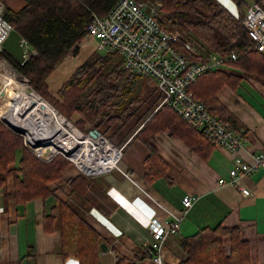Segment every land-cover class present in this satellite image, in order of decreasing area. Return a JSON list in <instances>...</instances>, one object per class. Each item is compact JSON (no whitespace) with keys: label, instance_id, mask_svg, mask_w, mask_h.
Returning <instances> with one entry per match:
<instances>
[{"label":"crops","instance_id":"0c3cea01","mask_svg":"<svg viewBox=\"0 0 264 264\" xmlns=\"http://www.w3.org/2000/svg\"><path fill=\"white\" fill-rule=\"evenodd\" d=\"M0 1L12 10L26 4V0ZM225 1L233 3L235 8L230 9L235 14L242 13L236 2ZM90 40L92 47H85ZM96 49L95 39H83L78 55L66 56L48 77L50 94L57 96L61 85ZM81 54L83 58L73 67L71 59L81 58ZM218 98L238 119L233 132L246 137L244 146L236 151L214 146L204 158L170 126L147 142L144 137L151 133L150 126L143 132L144 137L137 136L160 107L152 105L156 100L153 95L149 97L151 104L139 97L126 114L111 113V119L102 124L101 131H106L105 135L122 150L116 167L86 175L78 165L70 164L62 177L50 185L55 190L54 198L34 199L21 211L11 177L0 193V264H80L76 256L63 254L60 217L51 231L45 227L44 214L53 206L59 207L60 201L68 202L108 245L107 249L100 245V264H117L118 253L135 264H158L153 259L150 222L158 218L166 223L182 214L186 195H193L195 200L182 217L180 228L164 241L160 252L163 264L186 260L182 238L220 222L239 227L242 237L250 243L252 262L264 264V168L240 176V184L250 190L248 195L242 194L238 185L218 184L219 178L229 176L237 157L251 160L253 153L264 151V79L243 74L236 89L226 84ZM74 117L80 119V115ZM84 126L90 127L88 123ZM152 154L165 161L166 175L156 176L150 169Z\"/></svg>","mask_w":264,"mask_h":264},{"label":"trees","instance_id":"16d2710c","mask_svg":"<svg viewBox=\"0 0 264 264\" xmlns=\"http://www.w3.org/2000/svg\"><path fill=\"white\" fill-rule=\"evenodd\" d=\"M117 1L26 0L19 10L6 8V17L36 53L22 62L5 48L0 49V55L63 115L71 118L78 113V122L90 125L84 130L86 132L93 128L101 131L102 124L111 119V113L126 114L143 90L141 80L150 79L125 66L118 52L101 54L94 51L61 85L57 96L49 93L48 77L66 56L78 55L87 33L86 26L93 14H106ZM160 1L161 19L169 29L181 33L179 45L189 41L204 55L238 52L236 60L202 74L189 87L196 98L206 103L230 130L235 131L238 119L219 100V92L226 84L236 89V83L243 79V74L264 79V52L257 49L244 26V11L252 1L233 0L242 12L238 15L220 0ZM254 1L263 3V0ZM152 83L156 88V83ZM160 96L158 94L152 105L160 104L163 98ZM10 101L11 90L2 84L0 108H5ZM149 126L152 131L144 137L143 132ZM168 126L204 158H208L217 146L167 105H161L151 115L137 136H143L147 142L156 132ZM53 149V146H48L44 152ZM150 157L148 163L153 173L156 176L166 175L165 161L155 154ZM70 164L72 162L62 153L51 160L40 158L26 145L22 134L0 119V193L12 177L14 197L20 211L34 199L43 198L46 201L54 198L55 190L50 185L62 177ZM58 216L62 226L64 256L74 255L80 264H100L102 237L98 231L66 201H60L59 207L53 206L44 214L47 230H52ZM182 247L188 257L179 264H256L251 260L250 243L242 237L239 227L226 226L221 222L184 236ZM117 264H135V261L118 253Z\"/></svg>","mask_w":264,"mask_h":264},{"label":"built area","instance_id":"2783aa9c","mask_svg":"<svg viewBox=\"0 0 264 264\" xmlns=\"http://www.w3.org/2000/svg\"><path fill=\"white\" fill-rule=\"evenodd\" d=\"M160 0H118L106 14L94 13L92 20L87 24L85 38L97 40V48L118 52L124 61V65L131 68L136 74L156 80L157 93L163 96L159 106L167 105L182 116L189 125L206 134L217 146H223L231 151H236L244 146L246 137L242 133H235L229 129L222 119L214 114L211 108L195 97L190 90V85L202 74L222 67L238 58L236 52L227 53H202L191 42L181 41V33L175 29H169L160 17ZM244 26L249 35L253 38L257 49L264 52V3L251 2L244 16ZM15 29L14 25L6 17V6L0 1V49H4V41ZM25 59L36 50L30 43L23 38ZM198 57V59H194ZM0 59H6L0 55ZM57 111V110H56ZM58 112V111H57ZM59 113V112H58ZM6 119V123L4 120ZM64 121L68 134L73 128H77L70 123L65 116L61 117ZM0 119L14 129L13 125L6 116ZM19 128V127H18ZM82 133V138L90 137L97 141L101 138L107 139L115 145L117 158L111 163H107L100 169L94 167L95 163L102 159L90 158L92 164L84 163V167L77 159L75 154L81 150L77 149L55 150L51 154H46L37 148L35 143L24 131L20 133L24 136L26 145L31 148L36 155L44 160H51L56 154L62 153L72 164L78 165L80 170L86 175H92L109 170L117 166L122 155V150L114 144L104 133L100 132L97 136H92L89 132L77 128ZM19 133V132H18ZM101 148V147H100ZM99 148V149H100ZM264 168V151L252 154L251 160L237 157L234 165L229 170L228 177H221L218 184L238 185L242 194H250V190L240 184V176L249 174ZM193 195H186L183 198L184 210L182 214H177L170 222H162L158 218H153L150 222V230L154 240L152 247L155 250L153 259L158 264H163L160 255L161 248L168 235L175 233L179 228L182 217L194 203Z\"/></svg>","mask_w":264,"mask_h":264},{"label":"bare ground","instance_id":"6f19581e","mask_svg":"<svg viewBox=\"0 0 264 264\" xmlns=\"http://www.w3.org/2000/svg\"><path fill=\"white\" fill-rule=\"evenodd\" d=\"M195 59H198V57ZM2 62L6 63L5 61ZM6 64L12 67L11 64ZM5 71H8L6 67L4 75L8 76L6 77L7 80L12 83L16 93L20 95V101L8 107L4 112V116L13 125L23 129L31 138V142L36 143L39 150L44 152L45 148L53 146L56 150L66 149L70 151L80 146L81 150L75 154V159L84 167H86L84 163L89 164L90 169L93 168L89 162L90 158L103 156L95 163L94 167L96 169L115 161L117 158L115 145L105 138L99 140L100 146L93 138L85 137L83 139L82 133L77 128H73L72 132L68 134V129L64 126V121L56 109L46 99L39 100L32 94V91L27 90L28 84L23 80V76H13L12 71H8V73ZM27 105H29V108L26 107ZM55 149L44 153L51 154Z\"/></svg>","mask_w":264,"mask_h":264},{"label":"rangeland","instance_id":"374dc122","mask_svg":"<svg viewBox=\"0 0 264 264\" xmlns=\"http://www.w3.org/2000/svg\"><path fill=\"white\" fill-rule=\"evenodd\" d=\"M220 1H222L223 3H225L227 6H229V7H231V8H235L234 7V5H233V3L231 4V3H229V2H227V1H225V0H220ZM230 2H232L231 0H230ZM161 14V13H160ZM97 41V40H96ZM94 43H92L91 42V40L90 41H88V42H86V45H85V47L87 46V47H92V45H93ZM96 51L97 52H99V53H101V54H104V53H106L104 50H101V49H99V48H97L96 49ZM83 54H81V58L79 57V58H77V59H71V61L73 62L72 63V65H73V67H76V64L79 62V60H81L83 57ZM196 57H194V59H195ZM3 60L2 59H0V86L2 85V84H5L10 90H11V101L6 105V107L5 108H0V115L2 116H4V112L7 110V108L8 107H11V106H13V105H15V104H17L19 101H20V95L18 94V93H16V91H15V89L13 88V86H12V83L11 82H9L8 80H7V78L6 77H8L7 75H4V70H5V67L7 68V70L8 71H12V73H13V76H23L22 74H20V73H18V72H16L17 70L13 67H11V66H9V65H7L6 63H8L7 61H6V63L4 64L3 62H2ZM9 64V63H8ZM79 64V63H78ZM5 66V67H4ZM73 67L71 68V70L70 71H72V69H73ZM16 70V71H15ZM8 71L6 72V73H8ZM74 72V71H73ZM15 73V74H14ZM68 76V75H67ZM66 76V77H67ZM23 80L27 83V80L25 79V77L23 76ZM150 81H154V78H151L150 79ZM141 82H143V83H145L144 84V87H146V89H145V91L143 92V90L140 92V96L139 97H142L143 99H144V101H147V103H150L151 104V100L149 99V97L151 98L153 95L154 96H158L157 95V90H156V88H155V86H153V83L151 82V83H149V82H147V80H145V79H143V80H141ZM28 85H27V90H29V91H32V87L30 86V83H27ZM92 87H93V85H92ZM49 93H50V87H49ZM142 93V94H141ZM54 96V95H53ZM44 97V96H43ZM44 99H46L45 97H44ZM46 101L48 102V103H50L58 112H60L59 111V109H57L56 107H55V105L50 101V100H47L46 99ZM135 102V101H134ZM158 104V103H157ZM133 105V104H132ZM131 105V106H132ZM154 110V109H153ZM146 113V112H145ZM75 115V114H74ZM74 115L71 117V118H69V117H67L68 119H70V121L73 123V124H75L77 127H79L80 129H82V130H87L88 128H86L82 123H79L78 121V119H76V117H74ZM76 116H79V114L78 113H76ZM65 126V125H64ZM66 127V126H65ZM103 132H104V134L106 133V131H104V130H102ZM24 141H25V139H24ZM36 142V141H35ZM124 148V147H123ZM85 149H86V147H85ZM84 149V150H85ZM33 151V150H32ZM34 152V151H33ZM35 153V152H34Z\"/></svg>","mask_w":264,"mask_h":264},{"label":"water","instance_id":"95a60500","mask_svg":"<svg viewBox=\"0 0 264 264\" xmlns=\"http://www.w3.org/2000/svg\"><path fill=\"white\" fill-rule=\"evenodd\" d=\"M22 39H23V36L20 34V32L18 30L14 29L11 32V34L9 35V37L4 41V48L6 50H8L10 53H12L16 57V59H18L21 62L25 60L24 47H23V45L21 43ZM25 79L27 80V83H30V81L26 77H25ZM32 94L39 100L44 99L42 94L37 92L35 89H32ZM34 103H35V101H34ZM26 107L29 108V105H27ZM58 114L61 117H64V115L61 112H59ZM3 120L6 123H9V122H7L6 119L3 118ZM14 129L17 130L19 133H24L23 129H21V128L14 127ZM89 134L92 135V136H97V135L100 134V130L97 129V128H93V129H91L89 131ZM35 145H36V143L34 144V146ZM100 245H101L102 249H107L108 248V245L105 242H101Z\"/></svg>","mask_w":264,"mask_h":264}]
</instances>
